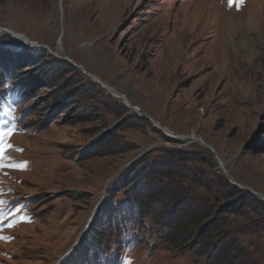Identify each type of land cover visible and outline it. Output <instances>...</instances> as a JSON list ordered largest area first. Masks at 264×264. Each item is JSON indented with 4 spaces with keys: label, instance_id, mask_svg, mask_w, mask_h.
Listing matches in <instances>:
<instances>
[{
    "label": "rangeland",
    "instance_id": "1",
    "mask_svg": "<svg viewBox=\"0 0 264 264\" xmlns=\"http://www.w3.org/2000/svg\"><path fill=\"white\" fill-rule=\"evenodd\" d=\"M1 28L57 62L45 73L39 62H26L22 75L0 70V133L12 129L0 155V237L11 238L0 239V264L76 255L67 264H219L228 254L230 264H264V209L221 211L229 178L248 200L258 197L251 188L264 194V0H0ZM11 45L30 47L0 33V47ZM71 60L181 138L215 147L227 173L208 147L156 134L151 118ZM34 73L46 79L29 91L22 80ZM164 150L182 152L183 180L151 179L158 202L147 224L122 233L102 203L130 199L123 173L145 157L164 160ZM193 216L204 225L215 217L218 255L198 250L200 228L180 232ZM90 220L100 237L85 242Z\"/></svg>",
    "mask_w": 264,
    "mask_h": 264
},
{
    "label": "trees",
    "instance_id": "2",
    "mask_svg": "<svg viewBox=\"0 0 264 264\" xmlns=\"http://www.w3.org/2000/svg\"><path fill=\"white\" fill-rule=\"evenodd\" d=\"M14 46L10 47H0V70H4V72H15L16 74L22 75V71L19 70L21 66H23L26 62H39L41 64V72H46L50 67H55L57 57H54L52 60H46L47 55L45 54V50H41L40 48H33L28 47L25 49L23 48L20 52L17 50H14ZM16 51V52H15ZM16 53L18 56L14 59H12V55ZM21 69V68H20ZM69 69V68H67ZM32 76V75H31ZM40 77V78H39ZM66 76H60L58 78H65ZM46 79V76L42 77L41 73H37V76L35 73L32 77L29 79L22 80V84L27 85L30 87L29 91L34 88V83L44 81ZM92 86L89 88H86L87 91L91 89ZM123 105V104H122ZM125 107V104L123 105ZM127 106V105H126ZM130 109V108H129ZM126 117H130L126 116ZM142 118V117H141ZM145 120V119H143ZM154 132L156 134H162L165 140H169L168 136L165 135L163 130L160 128L153 126ZM106 138H109L107 135ZM100 141L105 140V136L99 139ZM182 153L178 150H164V160L159 159L154 160L152 163L148 162L150 160L149 157H145L143 160L138 162L135 165L134 168L131 169L129 172H124L122 175V185H128L130 186L131 183L132 187L129 192H132L130 199H123L121 201H117L115 204L113 200H110L111 198L105 200L103 202V208H105V211H110V219L114 221V224L116 223V227L123 233L127 232L129 227L128 225L133 224L135 228H142L141 226H144L147 224L145 221V215L151 212V209L155 206L158 202V199H156V194L152 193L149 188H146V185L150 184L151 179H159L162 183H171L176 182L178 180H183V175L186 173V162H180L178 160L177 155ZM186 154L185 152H183ZM185 158L187 155H182ZM174 158L177 160L174 161ZM166 159V160H165ZM147 162L150 163L146 165L141 172H139L136 176L134 174L136 171H138L139 165H142L141 163ZM152 165V166H150ZM232 191L231 192V200L227 203L226 207H222L221 211L227 212L228 214H233L235 210L238 209V207L242 208H254L256 210L258 209H264V200L258 197L253 196L251 200H248V195L243 191V188H239L236 184L231 185ZM127 191V194L129 193ZM252 192V191H251ZM253 193V192H252ZM254 194V193H253ZM256 195V194H255ZM168 202L163 205V207L166 209L169 207L167 205ZM178 205V204H177ZM148 207L147 209L145 207ZM177 207V206H175ZM151 208V209H150ZM102 215V213L100 214ZM168 216V215H167ZM169 217V216H168ZM214 217V216H213ZM171 219V218H170ZM204 218H199L197 216L190 217L187 219L183 224H181L180 232H184L185 236L187 238L191 237L194 234V228H200L198 233L194 234L198 236L200 233L203 235V241L196 246L199 247L198 250L201 249V245L203 244V253L206 254V256L211 257L218 255L216 248L218 245V242L214 240V237L220 234L219 227H216L214 222L215 217L207 223V225H204L205 221ZM92 226L90 229V235L87 236L85 239V242L88 240V238L92 241H97V238L100 237V234L96 232V229ZM178 230V231H179ZM178 232V233H180ZM177 233V232H176ZM175 234V233H174ZM225 234V233H221ZM89 241V240H88ZM84 242V243H85ZM83 243V244H84ZM92 243V242H91ZM94 243V242H93ZM178 242H176L175 245H177ZM90 244V242H89ZM206 249V250H205ZM222 256V254H221ZM233 256L232 255H223V258L219 260V264H230Z\"/></svg>",
    "mask_w": 264,
    "mask_h": 264
},
{
    "label": "bare ground",
    "instance_id": "3",
    "mask_svg": "<svg viewBox=\"0 0 264 264\" xmlns=\"http://www.w3.org/2000/svg\"><path fill=\"white\" fill-rule=\"evenodd\" d=\"M16 32V31H15ZM0 33L1 34H8V32H7V29H3V28H1L0 29ZM18 32H16V35H17V39H20V40H23V41H25V36L23 35V34H21V33H18ZM23 38V39H22ZM34 42V41H33ZM72 61V60H71ZM73 62V61H72ZM75 63V65H77L79 68H81V69H83V72L84 71H87L86 69H84L81 65H79L77 62H74ZM88 72V71H87ZM87 72H84V73H87ZM88 74V73H87ZM89 75V74H88ZM96 78V77H95ZM97 80H98V82H96L97 84H99L100 86H102V87H104V88H106L107 90H109L110 91V89H109V87L111 88V86H109L107 83H105L104 81H102V80H100V79H98V78H96ZM113 88V87H112ZM116 92H117V94L118 95H123L122 93H120V92H118L116 89H114ZM116 98H119V99H122L120 96H118L117 94H114V93H112ZM123 100V99H122ZM129 101V100H128ZM125 104H126V102L125 101H123ZM130 102V101H129ZM127 105V104H126ZM136 106V105H135ZM135 112H142L141 111V109L138 107V106H136V109L134 110ZM155 121V120H154ZM157 121H155V123H156ZM160 126H162V127H164L161 123H160ZM166 129H167V134L170 136V137H173V138H176V139H180V140H187V141H190V142H196V143H199V144H201V145H204L205 147H207L206 146V144L203 142V140L202 139H199L196 135L195 136H192V137H190V136H186V137H183V138H180V134H178L177 132H175V133H172V130L171 129H169V128H167L166 127ZM215 148V147H214ZM216 150V149H215ZM217 152V151H216ZM218 154V153H217ZM219 156V155H218ZM219 158H220V156H219ZM220 160H221V163H220V165H221V167H222V163H223V165H224V167L226 168V162L225 161H223L221 158H220ZM256 194V193H255ZM256 195H258L259 196V194H256ZM260 198H261V196H259Z\"/></svg>",
    "mask_w": 264,
    "mask_h": 264
},
{
    "label": "water",
    "instance_id": "4",
    "mask_svg": "<svg viewBox=\"0 0 264 264\" xmlns=\"http://www.w3.org/2000/svg\"><path fill=\"white\" fill-rule=\"evenodd\" d=\"M7 32L10 33L9 30H7ZM10 34H12L13 37L17 38V35H16V34H14V33H10ZM22 39H23V38H22ZM24 39H25V42H27L28 44H30V45H32V46L40 47V44H38V43H36V42H33V41H30L28 38H24ZM84 72H87V71H84ZM87 73H88L91 77H93V79H94L96 82H98V80H97L94 76H92V74H91L90 72H87ZM109 89H110V92H112V93H114V94H117V92L114 90V88H112V87L110 88V87H109ZM117 95H118V94H117ZM118 96H120V97L123 99V101L126 102L127 106H128L130 109H132V110H135V109H136V106L133 105L131 102H129V101H128V98H126L125 95H118ZM138 113H139L140 115H142V116H145V117L151 118L150 116H148L147 114H144V113H142V112H138ZM151 119H152V118H151ZM152 120H153V119H152ZM153 122L155 123L154 120H153ZM155 124H156L157 127H159V128H161L162 130H164L165 133L167 134V129H166V127H162V126H160V123H159V122H156ZM172 133H175V132L172 131ZM167 135H168V134H167ZM179 136H180V135H179ZM180 138H181V137H180ZM203 142L206 144V146L208 147V149H210L212 152L215 153V155H216L218 161L221 163V160H220V158H219V156H218V154H217L215 148H214L212 145L206 143L205 141H203ZM152 148H153V147H150V148H148V150H150V149H152ZM222 168H223L224 172L227 173V169L224 167L223 163H222ZM229 179L231 180V182H232L233 184H236V185H238V186H240V187H242V188H245L243 185H241L240 183L236 182V181L233 180L232 178H229ZM251 190H252V192H254V193H256V194H259V196H261V198L264 200V194L259 193V192L255 191V190H253L252 188H251Z\"/></svg>",
    "mask_w": 264,
    "mask_h": 264
},
{
    "label": "snow or ice",
    "instance_id": "5",
    "mask_svg": "<svg viewBox=\"0 0 264 264\" xmlns=\"http://www.w3.org/2000/svg\"><path fill=\"white\" fill-rule=\"evenodd\" d=\"M243 2V0H228L229 5H233L235 4L237 7H239V5ZM12 131V129H8L5 132L0 133V155H2L4 148H3V140L4 137H6L7 135L10 134V132ZM26 165H14V167H25ZM3 201H0V204H2ZM23 219V218H22ZM0 239H11L10 237H0Z\"/></svg>",
    "mask_w": 264,
    "mask_h": 264
}]
</instances>
